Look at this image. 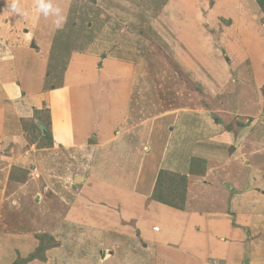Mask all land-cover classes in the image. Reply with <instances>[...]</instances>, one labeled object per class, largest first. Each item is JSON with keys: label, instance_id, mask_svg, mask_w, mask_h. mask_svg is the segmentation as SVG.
Instances as JSON below:
<instances>
[{"label": "rangeland", "instance_id": "1", "mask_svg": "<svg viewBox=\"0 0 264 264\" xmlns=\"http://www.w3.org/2000/svg\"><path fill=\"white\" fill-rule=\"evenodd\" d=\"M16 2L20 13L10 12L12 0H0V65L1 55L7 56L3 65L11 70V83L15 87L34 77L46 89L67 88L73 101L75 92L84 86L82 77L96 78L104 94H92L93 79L87 80L88 93L98 100L97 114L112 130L106 147L97 150L93 142L102 143L95 137L87 140L91 146L54 145L46 108L35 115L39 130L35 118L13 121L9 129L15 137L1 141L5 146L1 148L0 184L8 209L2 215L8 225L4 231L32 235L37 244L29 253H17L11 264L34 259L90 264L94 258L106 264L113 258L117 264H157L148 246L153 242L134 235L131 228L124 229L129 224L128 206L133 204L126 199L143 193L157 168L182 167L176 162L188 159L191 153L185 152L200 141V148L189 157L190 166L196 159L190 167L194 171H187L185 182L174 177L183 196L175 195L173 201L180 207L173 208L226 212L224 223L242 229L241 239L264 242V182L260 181L264 179V70L261 64L256 69L258 60L248 52L252 37L264 44V0ZM39 3L48 5L47 14L38 10ZM62 17L66 20L57 28L56 21ZM7 38L35 50L40 60L33 74L24 72L21 77L20 71L17 76L14 68L20 66L8 57L13 53L5 45L13 43H7ZM40 51L45 54L42 58ZM123 64L124 70L118 71ZM63 106L58 105V117L69 111L68 104L63 102ZM45 128L49 133L43 135ZM213 138L212 146L223 148H219L220 156L211 154ZM229 139L233 144L224 142ZM106 148L108 156L103 153ZM85 175L86 183L81 181ZM245 181L252 203L241 211L243 215H236L235 203L246 191ZM256 194L262 199H256ZM198 198L204 200L196 208ZM102 202L110 205L105 209ZM98 211H102V223L91 225L87 234L88 229L81 227L85 224L82 216L96 219ZM199 227L201 235L216 233L213 227ZM219 237L217 231L215 239ZM232 240L240 246L237 236ZM253 247H240L234 259L242 264L263 263V257L254 261ZM209 254L188 261H216ZM185 260L172 258L171 262L189 264Z\"/></svg>", "mask_w": 264, "mask_h": 264}, {"label": "crops", "instance_id": "2", "mask_svg": "<svg viewBox=\"0 0 264 264\" xmlns=\"http://www.w3.org/2000/svg\"><path fill=\"white\" fill-rule=\"evenodd\" d=\"M247 36L250 37L251 35L247 32ZM252 38L250 42L251 43L250 45L252 46L250 47V50L248 49V52L249 51L253 52L254 53L253 56L258 60V66L256 64V69L264 70V53H263L264 44H262V42H260L257 39L254 40V37ZM6 41L7 43H10L9 41L13 43L12 45L9 44V46L5 45V48L7 51L13 53L12 57L8 56L9 58H12L13 60H18L17 64L20 67L14 68V70L18 71L17 76H20V71H23V73H21V77L22 75H24V72L33 74L32 71L34 72L36 70V64H38V61L40 60L39 57H36L34 55L35 50L30 47H27V45L24 44L23 42L21 45H17L14 44L15 42L10 40V38H7ZM44 55H42L40 51L39 56L42 58L44 57ZM6 57L7 56L5 55H1L2 65H0V66H4V68L0 67V157H2L3 155L1 153L2 151L1 148L5 146L4 143H2L1 141L13 139L15 137L14 135L10 134V129H9L10 126L15 125L13 121H16L19 118H22L24 120L31 119L33 117L34 110H38L40 108H46L49 110V114H50L49 120L52 127L51 130H52L54 145L60 146L61 144H65L63 145L65 147H83L89 145V143H87V140L89 141V139H91L90 141H94V137H95L96 141L102 143L99 146L97 145L98 142L97 143L93 142L94 143L93 146H97V150H99V148L101 150V148L104 146L106 147L107 144L106 142L108 140L106 139L107 138L106 136L109 137L110 135L109 133L112 130L111 129L112 126L110 125L107 126V123H105V119L97 114L99 112L97 106L98 100H95V98H93L92 96L93 95L98 96L104 94L103 93L104 89L103 88L101 89V86L97 85L96 78L93 79V78H89L88 76L82 77L83 79L82 85L84 86L81 87L82 90H78L75 92L76 95L73 96L74 107H71V103H73V101L70 100V97L68 95L69 92L67 88H63L62 90L58 89L57 91L52 90L51 88L46 89L43 87V81L40 79H36L34 77L27 82L26 81L23 82L24 81L23 80L20 83L21 85H15L14 87V84L11 83L12 80L8 78L11 74L10 73L11 70L9 69V67H5L7 65H3V59H5ZM5 60L7 61L8 59ZM260 60H262L263 62H259ZM260 64H261V68H260ZM124 66H125L124 64L123 66L120 65L118 67V71L124 70ZM31 67L33 69H31ZM82 69L84 68L82 67ZM262 74L264 75V73ZM78 75H80V73H78ZM263 75L260 74V78H262ZM90 79L94 80L93 82L91 80L93 84L95 82L94 87L91 90L93 95L88 93L90 90L88 88L87 80ZM22 89L24 92L22 91ZM63 102L65 104H68L69 111L68 113H66L65 116L58 117V114L60 113L58 109V105L61 104V106H63ZM182 140H184L183 137ZM222 141L223 140L221 139V142ZM214 142L215 139L213 138L210 147L215 151H211L212 152L211 154L219 155V153L222 152V150H220L219 148L222 147L219 146L218 149L215 146L213 147L212 145L214 144ZM224 142L228 144H233L234 140L229 139ZM200 143H198V146L194 145L191 151H186V152L182 151V152L183 153L185 152V154L187 152L188 153L190 152L191 153L190 156H194L195 154H192V152L194 153L196 147L198 150ZM108 149L109 148L103 150V153L105 152L107 156H108ZM208 151H206L207 154ZM190 156H188V159H182L180 162H176L179 163V165L182 164L183 165L182 167L181 166L177 168L173 167L172 169L171 168L167 169L164 167L157 168V171L155 172L152 181H149L150 185L146 187V190L143 193H139L137 196H135L134 197L135 200L133 198L126 199L128 202L133 200V204L128 206L130 211V215L128 217L129 224L124 229L131 228L134 235H138L139 237H143L147 241L153 242V244H148V246L150 248L152 247L150 251L156 254L155 262H157V264H173V261L171 262L172 258L179 262H182L183 260H185L184 257H186L187 260L185 261L188 262L189 264L192 263L198 264L201 263V261L197 263V262H189L188 260L196 261L198 260V258L201 259L204 257V255L209 254L210 251L213 252L214 254L210 253L209 255L215 256L216 261L214 262L208 261L210 259L209 258L207 261L202 262L201 264H240L241 261L240 260L237 261V259L235 260L234 255L236 254V252L239 250L240 247L243 246L246 247L247 249L248 245L250 248L252 245L255 246L252 248L257 253L254 261L258 259H262L261 257L264 258V255H261L262 253L264 254V242H260V241L256 242L255 240H251V238L249 239L245 237L241 239L239 236L241 235L240 231L242 229L240 228L234 229L232 228L231 224L226 226V224L224 223L227 219L228 213L226 212L218 213V212H211L205 210L198 211L197 209H192V210L177 209L169 205L163 204L161 202L155 201L150 197L151 190L156 178V174L159 169H166L171 172H179L181 174H186L188 177L189 175L188 172L190 171V159H191V158L189 159ZM204 159L207 160V158L205 157ZM214 161L220 162V159L218 160L214 159L212 162ZM139 171H141L142 173L144 172L142 171V168H140ZM136 175L137 174L134 169L133 177H135ZM194 175L197 176V174ZM240 176L242 175L240 174ZM245 176H247V174H245ZM262 178H264V176H262ZM82 179L83 180L81 181L86 183L88 178L85 175ZM136 180H137V176H136ZM260 181L263 183L264 179H260ZM141 184L139 183V185ZM1 186L2 185L0 184V264H11L17 258V253L20 254L29 253L34 249L37 243L36 240L32 237V235L31 237H29L28 235L25 236L24 233L19 234L18 232L17 233L8 232L7 230L4 231L5 230L4 228L8 227V225L3 221L5 219H3L2 215L4 214L7 215L8 209L7 207H4L5 194H4V189L2 188L3 186L2 187ZM243 187L244 189H246V191L241 192L240 194L241 196L240 198H238L240 199V201H238L239 204L237 201H236L237 203H235V208L239 210L238 214L236 215H243L241 214L242 213L241 211H245L246 209H248L252 203L247 191L249 189V183L245 181ZM190 189L191 188H189L188 186V191ZM254 197L259 200L262 199L261 196L258 194L254 195ZM197 200L198 201L195 202L196 208L198 207L197 205L198 203L202 204L204 198H201L200 200L198 198ZM102 203H103V208L105 209L110 205L107 204L106 202H102ZM112 203L113 200H111V204ZM206 203L208 202L206 201ZM5 208L7 209L6 211ZM101 212L102 211H98L97 214H95L97 215L96 219H94L95 216L94 217L93 216L90 217V215H86V217L82 216V218L85 219V224L79 226L88 229L87 234H90L89 229H91V225L98 223V220L100 221V223H102ZM112 212H113L112 214H116V212L114 211ZM208 215H226V217L222 216L219 220L218 216L208 217ZM237 219H239V217H237ZM153 220L154 222L151 224ZM198 224L202 228L208 227L212 229L213 227L216 233L217 231L219 232L220 234L219 239L217 240L215 239L216 233H212V234L208 233V235L210 234L209 236L205 234L201 235V233H199L201 231V228L199 227ZM101 228H103V226ZM122 232L130 233L129 231H122ZM194 233L199 234V236L197 237V235H195ZM152 234L155 237H153ZM221 235H223V237ZM235 236H237V238L240 240L238 242L240 246H236L232 243L233 241L232 238H234ZM224 237H226V239H224ZM110 251L111 250H108L107 252L111 253ZM100 252H102V250L99 251V253ZM113 259H108L110 260L109 263L112 262L111 264H117L116 260H114L113 263L112 261ZM79 261L85 263L84 260H79ZM56 263L57 260H48L47 262H42L36 259L28 262V264H56ZM92 263L106 264V261H99L98 259L96 260L94 258V260L90 261V264ZM254 263L264 264V262L263 263L254 262ZM62 264H67V263H62ZM128 264H130V262H128ZM132 264H136V263H132ZM174 264H177V262H175Z\"/></svg>", "mask_w": 264, "mask_h": 264}, {"label": "trees", "instance_id": "3", "mask_svg": "<svg viewBox=\"0 0 264 264\" xmlns=\"http://www.w3.org/2000/svg\"><path fill=\"white\" fill-rule=\"evenodd\" d=\"M35 115H37V110H34L32 118H35V119H33L35 121L34 125L39 130L40 128H39L37 122H40V120L37 119ZM47 122L50 123V120ZM45 129H44L45 133L43 135H46V133L47 134L49 133V131L47 129L46 130ZM41 131L43 132L42 128H41ZM192 160H193V165H191V166H194V160H196V159L193 158ZM190 170L193 172L194 167L191 168ZM174 177H178L182 182L183 181L185 182L187 176L185 174L171 172V171L166 170V169H159L157 174H156V178H155L152 190H151L150 197L155 201L161 202V203L169 205L171 207L179 208L180 205L176 204L173 200H174L175 195L182 197L183 193L180 191L178 192L179 189H178L177 185L180 188H181V186H180V184H176L178 182L177 181L175 182ZM170 198H173V199H170ZM35 252L36 251H34L33 254H31L30 256L31 257L35 256L36 255Z\"/></svg>", "mask_w": 264, "mask_h": 264}, {"label": "clouds", "instance_id": "4", "mask_svg": "<svg viewBox=\"0 0 264 264\" xmlns=\"http://www.w3.org/2000/svg\"><path fill=\"white\" fill-rule=\"evenodd\" d=\"M8 8H9L11 13H20L21 12V9L18 6L16 0H12V3H10V5H8ZM37 8H38V10H44L45 14H47L46 10L48 8V5H45L43 3H39V4H37ZM65 20H66V17H62L61 20L56 21L57 28H59L61 23H64Z\"/></svg>", "mask_w": 264, "mask_h": 264}, {"label": "water", "instance_id": "5", "mask_svg": "<svg viewBox=\"0 0 264 264\" xmlns=\"http://www.w3.org/2000/svg\"><path fill=\"white\" fill-rule=\"evenodd\" d=\"M81 176L80 177H77L75 180L76 182H78L80 180Z\"/></svg>", "mask_w": 264, "mask_h": 264}]
</instances>
